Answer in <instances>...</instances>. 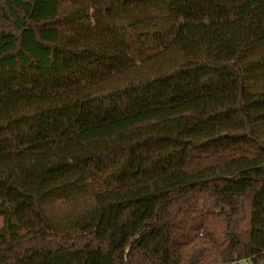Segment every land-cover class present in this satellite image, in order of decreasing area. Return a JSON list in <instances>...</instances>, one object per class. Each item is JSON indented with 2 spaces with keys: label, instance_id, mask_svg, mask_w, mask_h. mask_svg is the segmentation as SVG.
I'll return each mask as SVG.
<instances>
[{
  "label": "trees",
  "instance_id": "16d2710c",
  "mask_svg": "<svg viewBox=\"0 0 264 264\" xmlns=\"http://www.w3.org/2000/svg\"><path fill=\"white\" fill-rule=\"evenodd\" d=\"M263 133L264 0H0V264H260Z\"/></svg>",
  "mask_w": 264,
  "mask_h": 264
},
{
  "label": "rangeland",
  "instance_id": "374dc122",
  "mask_svg": "<svg viewBox=\"0 0 264 264\" xmlns=\"http://www.w3.org/2000/svg\"><path fill=\"white\" fill-rule=\"evenodd\" d=\"M262 139L264 140V133L262 135ZM87 205L88 204H84V202H83V203H81V204H79L78 206H75V207L71 206L69 208H65V207L58 208V210L56 211L57 217L59 218V220H64L65 217H67V216L71 217L74 214H77V213L83 211L86 208ZM1 224H2V222L0 220V226H1ZM243 264H252V263L250 261H245V262H243ZM260 264H264V261L262 263H260Z\"/></svg>",
  "mask_w": 264,
  "mask_h": 264
}]
</instances>
